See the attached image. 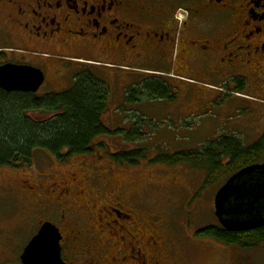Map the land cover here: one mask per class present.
I'll list each match as a JSON object with an SVG mask.
<instances>
[{"label":"flooded vegetation","instance_id":"obj_1","mask_svg":"<svg viewBox=\"0 0 264 264\" xmlns=\"http://www.w3.org/2000/svg\"><path fill=\"white\" fill-rule=\"evenodd\" d=\"M0 39L49 59L57 54L73 68L115 69L125 86L190 95V81H211L248 88L264 100V0H0ZM15 60L3 63L33 66ZM195 94L196 113L216 97L209 89ZM250 115L255 120L259 114ZM106 181L111 199L92 209L73 210L66 186L50 200L61 222L53 224L62 237V258L66 250L70 264H77L91 251L98 264H173L166 232L150 228L127 205L130 185ZM33 190L28 186L41 201Z\"/></svg>","mask_w":264,"mask_h":264},{"label":"rangeland","instance_id":"obj_2","mask_svg":"<svg viewBox=\"0 0 264 264\" xmlns=\"http://www.w3.org/2000/svg\"><path fill=\"white\" fill-rule=\"evenodd\" d=\"M55 57L49 59L32 51L17 50L12 43L0 39V64L20 59L45 72L46 80L38 95L69 88L76 74L84 69L105 81L109 97L102 121L113 134L98 137L89 153L71 156L63 162L38 150L28 166L0 168V264H21V251L41 222L61 224L56 204L50 201L61 188L66 186L73 192L67 197L73 210L79 207L81 211L85 205L92 209L111 199L105 196L106 179L116 185H130L128 195L133 201L127 205L141 219L149 221L150 228L166 232L173 264H264V242L253 249H242L195 235L198 229L218 223L213 199L225 181L204 186V170L190 163L149 162L159 155L200 148L221 136L233 135L245 145L253 144L264 132L262 98L248 88L190 81L186 89L195 93L209 89L216 94L204 112H194L195 93L184 95L178 89L171 91L163 86L146 87L149 95L141 96L140 101H127L125 91L130 86H125V78L115 69L73 68L66 60ZM251 112L259 114L255 120ZM30 115L40 117L37 112ZM136 126L141 138L128 139L134 136L131 128ZM135 149L147 150V156L137 165L119 164L113 159L118 152ZM28 186H34L35 195L40 192L41 201L27 191ZM80 223L84 226L86 222ZM67 252L63 258L70 264L73 257L67 256ZM75 262L98 264L91 251L82 253Z\"/></svg>","mask_w":264,"mask_h":264},{"label":"trees","instance_id":"obj_3","mask_svg":"<svg viewBox=\"0 0 264 264\" xmlns=\"http://www.w3.org/2000/svg\"><path fill=\"white\" fill-rule=\"evenodd\" d=\"M135 91L150 93L146 87L133 85L125 91V99L140 101V96L130 95ZM108 97L106 82L87 69L80 70L71 86L58 93L38 95L0 89V168L28 166L38 150L62 162L71 156L89 153L98 137L113 134L102 121ZM33 112L40 117H32L30 113ZM131 134L134 136L128 139L141 138L137 126L131 128ZM263 147L264 134L250 145H245L233 135H227L209 141L200 148L159 155L149 162L167 165L190 163L204 170L203 185L209 186L220 180L222 184L239 169L260 162ZM146 151L135 149L118 152L113 159L119 164L137 165L147 156ZM195 235L242 249H253L264 242V226L249 231H228L217 223L198 229Z\"/></svg>","mask_w":264,"mask_h":264},{"label":"water","instance_id":"obj_4","mask_svg":"<svg viewBox=\"0 0 264 264\" xmlns=\"http://www.w3.org/2000/svg\"><path fill=\"white\" fill-rule=\"evenodd\" d=\"M44 82L40 68L28 64H0V89L36 93ZM214 215L228 231L264 226V163L245 166L219 187L213 199ZM61 234L51 222L42 223L21 251V264H67L61 256Z\"/></svg>","mask_w":264,"mask_h":264}]
</instances>
